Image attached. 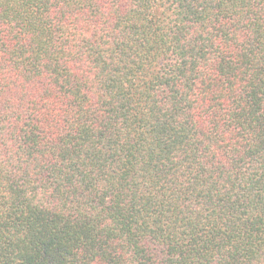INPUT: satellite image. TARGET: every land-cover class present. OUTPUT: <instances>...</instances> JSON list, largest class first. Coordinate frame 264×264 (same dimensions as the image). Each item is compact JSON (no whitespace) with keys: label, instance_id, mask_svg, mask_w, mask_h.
Wrapping results in <instances>:
<instances>
[{"label":"trees","instance_id":"obj_1","mask_svg":"<svg viewBox=\"0 0 264 264\" xmlns=\"http://www.w3.org/2000/svg\"><path fill=\"white\" fill-rule=\"evenodd\" d=\"M0 264H264V0H0Z\"/></svg>","mask_w":264,"mask_h":264}]
</instances>
